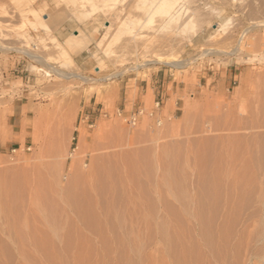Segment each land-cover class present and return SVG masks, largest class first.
Segmentation results:
<instances>
[{"label":"rangeland","instance_id":"obj_1","mask_svg":"<svg viewBox=\"0 0 264 264\" xmlns=\"http://www.w3.org/2000/svg\"><path fill=\"white\" fill-rule=\"evenodd\" d=\"M158 72L176 115L136 102ZM0 206V264H101L104 223L264 264V0H0Z\"/></svg>","mask_w":264,"mask_h":264},{"label":"bare ground","instance_id":"obj_2","mask_svg":"<svg viewBox=\"0 0 264 264\" xmlns=\"http://www.w3.org/2000/svg\"><path fill=\"white\" fill-rule=\"evenodd\" d=\"M84 46H85V44H84ZM87 46V45H86ZM82 47V46H81ZM83 49V48H82ZM150 49V48H149ZM82 52H83V50H82ZM141 56H140V58L144 61V62H148V61H145V60H148L147 58L149 57V53H148V51L146 50V49H144L141 53ZM171 58H174V57H171ZM35 59V58H34ZM176 58H174V59H170V58H162V57H154V62L155 63H157V64H161V65H168V66H173L174 68H180V67H182L185 63H182V62H180V61H178V60H175ZM132 64H134V63H132ZM137 68V66H132V67H130L129 69H127V71H129V70H135ZM65 77V76H64ZM229 130V129H228ZM230 138V137H229ZM230 140V139H229ZM234 141V140H233ZM217 144V143H216ZM241 149V148H240ZM241 152V151H240ZM133 153V152H132ZM129 154V153H128ZM131 155V154H130ZM166 156H167V154H166ZM165 156V157H166ZM202 156V155H201ZM125 157V156H124ZM129 157V156H128ZM216 157V156H215ZM221 157V156H220ZM232 157V156H231ZM242 157V156H241ZM244 157V156H243ZM125 158H127V157H125ZM130 158V157H129ZM164 158V157H163ZM233 158V157H232ZM122 161H123V159H121ZM124 160H126V159H124ZM128 160V159H127ZM135 160V159H134ZM147 160V159H146ZM196 160H197V158H196ZM208 160H209V158H208ZM222 160V159H221ZM225 160V159H224ZM133 161V160H132ZM163 161V160H162ZM236 161V160H235ZM118 162V161H117ZM142 162V161H141ZM204 162V161H203ZM219 162V161H218ZM221 162V161H220ZM129 163V162H128ZM128 163H127V165H128ZM160 163H162V162H160ZM222 163V162H221ZM119 164H120V162H119ZM122 164V163H121ZM130 164V163H129ZM200 164V163H199ZM203 164V163H202ZM116 165V164H115ZM123 165V164H122ZM125 165V164H124ZM126 165V166H127ZM220 165V164H219ZM203 166V165H202ZM115 167V166H114ZM122 167H125V166H122ZM134 167V165H133V163H132V168ZM142 167V166H141ZM218 167V166H217ZM107 168V167H106ZM130 168H131V166H130ZM135 168V167H134ZM134 168L132 169V171H134ZM143 168V167H142ZM141 168V169H142ZM147 168V167H146ZM243 168V167H242ZM103 169H105L104 167H103ZM125 169H126V167H125ZM127 169H128V167H127ZM136 169V168H135ZM140 169V168H139ZM145 169V168H144ZM247 169V168H246ZM217 170V169H216ZM242 170V169H241ZM251 170V169H250ZM103 171V170H102ZM111 171V170H110ZM136 171V170H135ZM134 171V172H135ZM116 172H117V170H116ZM244 172V171H243ZM245 172H247V171H245ZM99 173V172H98ZM103 173V172H102ZM108 173H110V172H108ZM250 173V172H249ZM144 174V173H143ZM146 174V173H145ZM205 174V173H204ZM207 174V173H206ZM246 174V173H245ZM100 175H102L101 173H100ZM104 175V174H103ZM106 175V174H105ZM119 175V174H118ZM93 176V175H92ZM92 176H85V175H83V176H81V178L80 177H77V180H79V181H81V183L84 185V190L85 191H87L88 190V192H86V193H88L89 194V192L91 193V192H94L93 190L95 189V186H97L95 183L97 182V181H94V179H93V177ZM95 177V176H94ZM105 177V176H104ZM106 177H107V175H106ZM105 177V178H106ZM96 178V177H95ZM97 178H98V175H97ZM100 178H102L103 179V176L102 177H100ZM100 178H99V180H100ZM104 178V179H105ZM126 178V177H125ZM137 178V177H136ZM215 178V177H214ZM104 179H103V181H104ZM131 179V178H130ZM206 179V178H205ZM76 180V179H75ZM95 180H97V179H95ZM98 180V181H99ZM135 180V179H134ZM204 180V179H203ZM78 181V182H79ZM123 181V180H122ZM120 182V184H119V182H118V184L117 185H119V189H120V186L121 187H123L124 185V182ZM124 181H126V180H124ZM216 181V180H215ZM241 181H242V179H241ZM107 182V181H106ZM105 182V183H106ZM115 182V181H114ZM113 182V183H114ZM140 182V181H139ZM245 182V181H244ZM247 182V181H246ZM104 182H102V183H100L99 184V182H98V185H103V184H105ZM117 183V182H116ZM123 183V184H122ZM129 183V182H128ZM212 183V182H211ZM215 183V182H214ZM238 183V182H237ZM251 183V182H250ZM80 184V183H79ZM107 184V183H106ZM125 184H126V182H125ZM70 185V184H69ZM82 185V186H83ZM109 185V183L107 184V186ZM111 185V184H110ZM109 185V186H110ZM116 185V184H115ZM127 185V184H126ZM245 185V184H244ZM108 186V187H109ZM129 187H128V189L129 188H131L130 186H132V185H128ZM175 186V185H174ZM177 186V185H176ZM240 186V185H239ZM98 187V186H97ZM108 187H106L105 186V188L107 189ZM113 187H114V185H113ZM137 187H138V185H137ZM212 187V186H211ZM240 187H242V186H240ZM73 188V187H72ZM72 188H68V189H66L65 190V192L66 191H69L70 189L71 190H73ZM105 188H104V190H105ZM115 188H118V187H115ZM98 189H99V187H98ZM111 189H112V187H111ZM114 189V188H113ZM113 189H112V191H113ZM127 189V190H128ZM116 190V189H115ZM122 190V189H121ZM125 190V189H124ZM209 190V189H208ZM260 190V189H259ZM102 190H101V188H100V192H101ZM108 191H110V190H108ZM123 191V190H122ZM128 191H130V190H128ZM97 194H99L100 195V193H99V191L96 189V191H95ZM105 192V191H104ZM115 192V191H114ZM121 192V191H120ZM131 192V191H130ZM101 193H103V192H101ZM67 194H68V192H67ZM69 194H72V192L70 193L69 192ZM107 194H108V192H107ZM113 194V193H112ZM129 194V193H128ZM178 194V193H177ZM104 195H105V193H104ZM134 195V194H133ZM66 196V195H65ZM73 196V195H72ZM87 196V195H86ZM91 196V195H90ZM89 196V197H90ZM108 196V195H107ZM126 196V195H125ZM68 197V196H67ZM66 197V198H67ZM104 197V196H103ZM110 197V196H109ZM112 197H113V195H112ZM124 197V196H123ZM129 197V196H128ZM240 197V196H239ZM73 198H75L76 199V197L74 196V197H70V199H73ZM86 198H88V196L86 197ZM108 198V197H107ZM130 198V197H129ZM69 199V200H70ZM80 199V198H79ZM90 199H93L92 201H90V203L91 202H93V205H94V207H98L99 206V203L98 202H96L97 200H95L94 199V197L93 198H89V200ZM114 199V198H113ZM128 199V198H127ZM67 200H68V198H67ZM81 200V199H80ZM111 200H112V198H111ZM125 200V199H124ZM74 201H76V200H74ZM83 201V200H82ZM81 201V202H82ZM86 201V200H85ZM114 201H116V200H114ZM128 201V200H127ZM88 202V201H87ZM103 202V201H102ZM48 203V202H47ZM53 203V202H52ZM89 203V202H88ZM101 203V202H100ZM72 204V203H71ZM81 204V203H80ZM82 204H84V203H82ZM103 204H105L104 202H103ZM102 205V204H101ZM76 206V205H75ZM104 206V205H103ZM41 207V206H40ZM39 207V208H40ZM103 208V207H102ZM46 209V208H45ZM48 209V208H47ZM46 209V210H47ZM56 209V208H55ZM94 210H95V208H94ZM106 210V209H105ZM104 210V211H105ZM83 211V210H82ZM93 211V210H92ZM1 212H3V209H2V207L0 206V213ZM41 212V211H40ZM50 212V211H49ZM51 212H53V211H51ZM50 212V213H51ZM94 212V211H93ZM183 212V211H182ZM36 213V212H35ZM38 213V212H37ZM36 213V214H37ZM48 213V212H47ZM106 213V212H105ZM49 214V213H48ZM143 214H144V212H143ZM52 215H53V213H52ZM181 215H182V213H181ZM37 216V215H36ZM97 216V215H96ZM47 217H48V215H47ZM108 217V216H107ZM116 217V216H115ZM114 217V218H115ZM50 218V217H49ZM52 218V217H51ZM50 218V219H51ZM176 218V217H175ZM42 219V218H41ZM53 219V218H52ZM94 219V218H93ZM108 219H110V217L108 218ZM29 219H26V221H28ZM205 220V219H204ZM23 221H25V219L23 220ZM98 221V220H97ZM175 221V220H174ZM200 221V220H199ZM203 221V220H202ZM48 222V221H47ZM106 222V221H105ZM116 222V221H115ZM25 223V222H24ZM24 223H22V224H24ZM28 223H31V222H28ZM27 223V224H28ZM50 223H52V222H50ZM55 223V222H54ZM113 223V222H112ZM117 223V222H116ZM115 223V224H116ZM205 223V222H204ZM22 224H20V225H22ZM26 224V223H25ZM26 224V225H27ZM163 224V223H162ZM177 224V223H176ZM207 224H208V222H207ZM18 225H19V223H18ZM18 225H14L15 226V229H13L14 228V226L12 227V231L13 230H15V231H17L18 230V236H20V240L22 239L23 240V238L26 236L25 235V233L23 234V231H21L20 232V230H19V228H23V226L21 227L20 225H19V227H17ZM33 225V224H32ZM53 225V224H52ZM55 225V224H54ZM101 225V228L99 229L100 230V235L102 236V245H101V249H99V250H101V255L103 256V257H101V259H102V261L99 259L98 260V263H99V261H101V264H226V260H227V254L224 256L222 253V255L221 254H219L218 252H217V250H216V252H217V254H214V253H212L211 251H212V249L211 248H213V247H210V239H208V236H207V234H206V232H204V231H202L201 233H202V235H203V237H204V246H205V248H207L206 250H209L210 252H211V255L209 254V256L210 257H208V256H206V255H204V253H202L201 251V254H195V251L198 249L196 246V249H194L195 247H194V245L192 246V245H190V246H187V245H185V244H187L186 243V241H183V240H185V238L184 239H181V236L182 235H180V231L176 228V226H173V227H170V226H166V227H162V228H157L156 229V231H155V233L154 234H159L158 236L160 237V243H162V244H164V247L163 248H161L162 249V253H159V256H150V255H147L146 254V252H145V243H146V241L144 240V238H146L145 237V235H147V234H150V233H152V232H150L151 231V229H150V231L149 230H147L148 232H150V233H148L147 231H146V233L147 234H145V235H142V233H144V231H143V229H142V232L139 230V229H132V228H122V227H119V226H117V225H106L105 223L103 224V226H102V224H100ZM27 226H30V224H28ZM56 226V225H55ZM24 227H25V225H24ZM33 227V226H32ZM100 227V226H99ZM175 227V228H174ZM207 227V226H206ZM16 228H17V230H16ZM46 228V227H45ZM48 228V230L49 229H51V231H52V228H49V227H47ZM182 228V227H181ZM180 228V229H181ZM209 228H210V226H209ZM29 229H30V227H29ZM28 229V231L30 232V230ZM34 229V228H33ZM147 229V228H146ZM154 229V228H153ZM159 229V230H158ZM190 229V228H189ZM194 229V228H193ZM225 229V228H224ZM38 230V229H37ZM98 230V229H97ZM145 230V229H144ZM182 230V229H181ZM192 230V229H191ZM195 230V229H194ZM203 230H205L206 231V229H203ZM214 230V229H213ZM212 230V231H213ZM41 231V230H40ZM50 231V230H49ZM47 232V236H49V234L50 233H53V232ZM152 231H154V230H152ZM182 231H185L186 232V230H182ZM211 231V232H212ZM216 231V230H215ZM29 232H28V234H29ZM33 232V231H32ZM35 232V231H34ZM37 233L39 232V231H36ZM184 232V233H185ZM210 232V231H209ZM217 232V231H216ZM223 232V231H222ZM14 234H16V232H13ZM26 233H27V231H26ZM31 233V232H30ZM41 233V232H40ZM45 233V232H44ZM181 233H183V232H181ZM188 233V232H187ZM194 233H196V232H194ZM193 233V234H194ZM198 233V232H197ZM200 233V232H199ZM248 233V232H247ZM258 233V232H257ZM260 233V232H259ZM16 234V235H17ZM23 234V235H22ZM39 234V233H38ZM245 234V233H244ZM243 234V235H244ZM32 235V234H31ZM40 235H42V234H40ZM45 235V234H44ZM52 235V234H51ZM55 236H57L58 234L56 233V234H54ZM143 237H142V236ZM151 235V234H150ZM149 235V236H150ZM199 235H201V234H199ZM216 235V234H215ZM247 235V234H246ZM29 236H30V234H29ZM35 236H37V235H35ZM148 236V235H147ZM148 236V237H149ZM156 236V235H155ZM189 236V235H188ZM191 236V235H190ZM197 236V235H196ZM195 236V237H196ZM220 236V235H219ZM242 236V235H241ZM247 236H249V235H247ZM31 237V236H30ZM33 237V236H32ZM147 237V238H148ZM154 236H152V238H153ZM187 237V236H186ZM213 237V236H212ZM215 237V236H214ZM223 237V236H222ZM257 237V236H256ZM34 238V237H33ZM43 238H44V236H43ZM147 238H146V240H147ZM183 238V237H182ZM217 238H218V236H217ZM25 239V238H24ZM32 239V238H31ZM49 239H51V238H49ZM154 239H156V238H154ZM158 239V238H157ZM194 239V238H193ZM212 239V238H211ZM220 239V238H219ZM225 239V238H224ZM149 240V239H148ZM159 240V239H158ZM189 240V239H188ZM244 240H246V239H244ZM24 241V240H23ZM80 241V240H79ZM154 241V240H153ZM223 241V240H222ZM225 241V240H224ZM256 241V240H255ZM52 242V241H51ZM216 242V241H215ZM41 243V242H40ZM75 243V242H74ZM82 243V242H81ZM176 244L175 246L173 245V244ZM182 243H185V244H182ZM255 243V242H254ZM147 244V243H146ZM216 244V243H215ZM263 244V243H262ZM50 245V244H49ZM200 245V244H199ZM243 245V246H242ZM241 245V243L239 244V245H237V246H242L243 248H244V244H242ZM87 246V245H86ZM147 246V245H146ZM204 246H203V248H204ZM84 247V246H83ZM194 247V248H193ZM202 247V246H201ZM264 247V246H263ZM54 248V247H53ZM221 248V247H220ZM239 248V247H238ZM195 251H194V250ZM222 249V248H221ZM237 249V248H236ZM241 249V248H240ZM262 249V248H261ZM157 250V249H156ZM213 250H214V252H215V249L213 248ZM73 251V250H72ZM81 251V250H80ZM91 251V250H90ZM227 251V250H226ZM229 251V250H228ZM243 251V250H242ZM253 251V250H252ZM79 252V251H78ZM197 252V251H196ZM221 252V251H220ZM234 253L236 252L235 250L233 251ZM232 252V253H233ZM238 252V251H237ZM223 253H225V250H224V252ZM246 253V252H245ZM57 254V253H56ZM95 254V253H94ZM162 254V255H161ZM228 254H230V253H228ZM242 254V253H241ZM256 254V253H255ZM237 255H239V254H237ZM243 255V254H242ZM231 256V255H230ZM230 256H229V258H230ZM245 256V255H244ZM243 256V257H244ZM55 257V256H54ZM94 257H95V255H94ZM99 257H100V255H99ZM233 257H234V255H233ZM236 257V256H235ZM238 257V256H237ZM243 257H241V258H243ZM98 258V257H97ZM228 258V259H229ZM239 258V257H238ZM233 260V259H232ZM235 260V259H234ZM238 260V259H237ZM231 261V260H230ZM242 261V260H241ZM241 261H234V262H236V264H239V262H241ZM228 262V261H227ZM233 262V261H232ZM233 262V263H234ZM229 263V262H228ZM232 263V264H233ZM242 264V263H241Z\"/></svg>","mask_w":264,"mask_h":264},{"label":"crops","instance_id":"obj_3","mask_svg":"<svg viewBox=\"0 0 264 264\" xmlns=\"http://www.w3.org/2000/svg\"><path fill=\"white\" fill-rule=\"evenodd\" d=\"M231 71L232 70H230V72ZM235 74L233 76H235ZM230 76H231V73H229V77ZM170 83L171 82L169 81V78L165 72H158L156 75H154L151 78L150 83L148 85L146 83L144 86H140V85L137 86L136 102L139 103L141 101V97H144L147 94V91L149 88L154 98V101L161 102V105H162L161 109H162L165 107L166 103L172 99V95H173L175 96L174 106L176 109L173 112V115H176V111L180 109V106H182V103H183L182 102L183 101V90L176 89V87H172L170 91L169 89Z\"/></svg>","mask_w":264,"mask_h":264},{"label":"built area","instance_id":"obj_4","mask_svg":"<svg viewBox=\"0 0 264 264\" xmlns=\"http://www.w3.org/2000/svg\"><path fill=\"white\" fill-rule=\"evenodd\" d=\"M160 104H161L160 101H155V107H156V108H158ZM138 113H139V112H138ZM133 121H134V120H133Z\"/></svg>","mask_w":264,"mask_h":264}]
</instances>
